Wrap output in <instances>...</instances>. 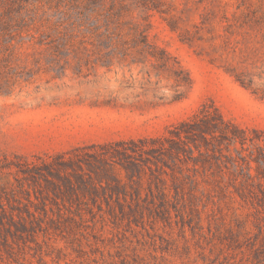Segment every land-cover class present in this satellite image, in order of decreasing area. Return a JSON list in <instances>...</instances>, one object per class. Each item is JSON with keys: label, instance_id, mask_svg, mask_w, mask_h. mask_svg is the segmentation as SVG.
Listing matches in <instances>:
<instances>
[{"label": "rangeland", "instance_id": "obj_1", "mask_svg": "<svg viewBox=\"0 0 264 264\" xmlns=\"http://www.w3.org/2000/svg\"><path fill=\"white\" fill-rule=\"evenodd\" d=\"M9 17L59 51L24 34L33 77L0 93V264H264V0H0ZM204 107L245 144L156 150ZM67 179L102 180L101 212Z\"/></svg>", "mask_w": 264, "mask_h": 264}, {"label": "trees", "instance_id": "obj_2", "mask_svg": "<svg viewBox=\"0 0 264 264\" xmlns=\"http://www.w3.org/2000/svg\"><path fill=\"white\" fill-rule=\"evenodd\" d=\"M79 8V2H74L73 5L66 8V11H60V14L62 15H69V11H74ZM77 15H82L80 11L77 12ZM120 17V15H119ZM33 23V20L29 23L27 20H25L24 17H19L18 19H13L12 17L9 18H0V93L4 92L3 89H10L14 86V84L18 81L27 82L29 79L33 77V74L31 73L29 76L28 74L30 71H25L24 66L19 64V58L17 57L16 50L21 48L24 44V34L26 37H28V41H35L33 44L37 45L39 47L41 46H48L50 48H53L54 52L59 51V43L57 42V39L55 38H49L50 36H45V38H49L48 41L44 42L42 40H35L34 34L30 33L31 31H38V28L36 27L31 28L30 25ZM56 28L54 29V32H57L59 35L60 32L58 31L61 24L56 22ZM123 24V23H122ZM126 24V22H125ZM120 26V25H119ZM129 31H133L134 35H137V44L138 46H141V50L143 49H151V45H149L146 41V36L144 35V31H140L136 26L129 27ZM109 28H106L105 31L102 34H108ZM128 34L130 32H127ZM120 35V32L117 34ZM56 43V44H55ZM63 46L72 47L73 44L71 42L65 41ZM149 56L157 59L154 54L149 53ZM24 76H27L24 78ZM242 133L231 123L226 122L217 111H206L205 107L202 108L198 113L194 114L190 119L180 123L177 127H175L170 132V137L165 138V140L168 142V146H165L164 144H160L159 147L156 148L157 151H161V153H166L168 155H176L174 153L175 149H178L179 153H186L191 152L193 154V149L190 147V144L193 146V148L198 152L200 156H203L204 154L209 155V152H211L213 155H215V152H218L221 154L222 152V145L227 143H239L242 146L245 144L246 138H243ZM211 140H213L211 142ZM250 140V139H249ZM251 141V140H250ZM203 143L201 144L199 143ZM226 148V146H225ZM243 148V147H242ZM154 149L148 150L153 151ZM179 153L176 155L179 157ZM95 157L99 160V163L106 164L107 158H113L114 156H107L106 158L103 155H96ZM252 161L255 163H258L259 160H256L255 158H251ZM264 159V157H263ZM262 164H264V160L261 161ZM58 169H66L68 164L64 161H59L57 164ZM246 168L248 170V176L249 178H253L251 174H249V171L251 169L250 161L247 162ZM258 168V167H257ZM64 183H66L67 188L73 192V196L75 199L80 198V195L77 194V191L81 193V198L83 199L81 203L87 205L90 202L93 206H96L98 211L101 212V200H99V196L92 194V189L98 185L100 188L102 187V180H96V181H85L81 180L80 185H75L71 182V180H62ZM89 182V183H88ZM107 183V182H106ZM54 186L57 187V190L61 189L58 187L59 183L51 182ZM63 198H66L67 201L70 200L69 194H64L61 198L63 201ZM102 200L109 205L110 201L113 199V196H110L109 194L104 195L101 197ZM0 217L2 225V219L6 216V211L3 208V206H0ZM89 210V213H93V208L87 207ZM114 212H111L113 214ZM80 214V213H79ZM13 221V215L9 217ZM2 229H6L4 226H2ZM10 230V229H9Z\"/></svg>", "mask_w": 264, "mask_h": 264}]
</instances>
